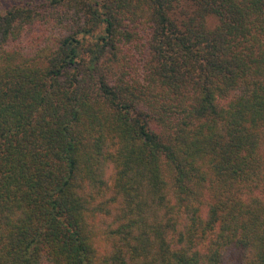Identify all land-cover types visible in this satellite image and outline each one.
Returning <instances> with one entry per match:
<instances>
[{
  "label": "trees",
  "instance_id": "obj_1",
  "mask_svg": "<svg viewBox=\"0 0 264 264\" xmlns=\"http://www.w3.org/2000/svg\"><path fill=\"white\" fill-rule=\"evenodd\" d=\"M0 264H264V0H0Z\"/></svg>",
  "mask_w": 264,
  "mask_h": 264
},
{
  "label": "rangeland",
  "instance_id": "obj_2",
  "mask_svg": "<svg viewBox=\"0 0 264 264\" xmlns=\"http://www.w3.org/2000/svg\"><path fill=\"white\" fill-rule=\"evenodd\" d=\"M36 2H40L41 0H35ZM10 4H6V3H2L1 4V9H2V11H5L6 10V8H7V6H9Z\"/></svg>",
  "mask_w": 264,
  "mask_h": 264
}]
</instances>
